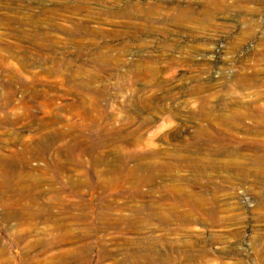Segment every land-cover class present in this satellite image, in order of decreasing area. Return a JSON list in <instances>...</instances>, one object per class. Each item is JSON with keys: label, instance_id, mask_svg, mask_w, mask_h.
Instances as JSON below:
<instances>
[{"label": "rangeland", "instance_id": "rangeland-1", "mask_svg": "<svg viewBox=\"0 0 264 264\" xmlns=\"http://www.w3.org/2000/svg\"><path fill=\"white\" fill-rule=\"evenodd\" d=\"M0 264H264V0H0Z\"/></svg>", "mask_w": 264, "mask_h": 264}]
</instances>
